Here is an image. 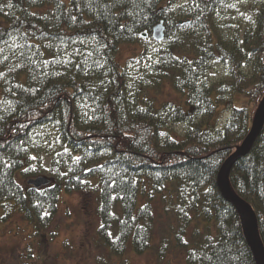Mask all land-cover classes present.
<instances>
[{"label":"trees","instance_id":"16d2710c","mask_svg":"<svg viewBox=\"0 0 264 264\" xmlns=\"http://www.w3.org/2000/svg\"><path fill=\"white\" fill-rule=\"evenodd\" d=\"M178 1L0 0L4 219L17 208L46 227L62 188L93 192L97 234L114 255L153 247L156 264L172 252L180 264H256L217 176L264 96V0L236 22L235 0ZM159 22L164 46L151 63L132 71L142 51L117 59ZM213 62L228 74L209 83ZM166 89L175 98H160ZM40 153L46 169L32 164ZM42 173L45 186L19 183ZM229 182L252 207L264 249V122Z\"/></svg>","mask_w":264,"mask_h":264},{"label":"rangeland","instance_id":"374dc122","mask_svg":"<svg viewBox=\"0 0 264 264\" xmlns=\"http://www.w3.org/2000/svg\"><path fill=\"white\" fill-rule=\"evenodd\" d=\"M261 0H235L234 17L228 18L234 22L248 16ZM179 0L178 4H183ZM4 24L0 17V25ZM164 46L162 40H155L152 35L145 36L140 44H122L117 59L123 62L126 58L138 56L132 71L141 70L155 59L156 50ZM135 62V63H136ZM134 63V64H135ZM227 67L222 63L213 62L207 72L206 81L224 80L227 77ZM162 99H173L175 96L169 89L160 95ZM235 105H247L246 100L237 95ZM229 111L222 112L219 124H223ZM174 128L180 129L176 124ZM52 137V133L44 131ZM50 158L44 153L32 156V164H38L42 169L48 167ZM38 176H45L42 173ZM35 177V176H30ZM23 189L28 187L27 178L19 177ZM50 180V178H49ZM98 197L96 193L87 191L67 192L63 188L59 192L57 210L48 226L43 227L34 217L26 219L19 209L14 210L4 219L3 209L0 207V264H156L154 248L138 254L130 247L121 256L111 253L97 234L100 225L98 215ZM169 258V259H168ZM172 259V262H171ZM181 256L172 252L160 264H180Z\"/></svg>","mask_w":264,"mask_h":264},{"label":"water","instance_id":"95a60500","mask_svg":"<svg viewBox=\"0 0 264 264\" xmlns=\"http://www.w3.org/2000/svg\"><path fill=\"white\" fill-rule=\"evenodd\" d=\"M163 29V23H157L153 27L152 37L155 40H162L164 36ZM263 122L264 96L260 101L254 114L253 124L249 134L243 140L241 146L236 148L231 153V155L224 161L217 176V184L221 194L228 202H230L236 208L240 215L244 236L251 248L256 264H264V249L258 234L257 219L252 207L245 200L235 194L229 182V173L234 161L239 157L247 154L253 140L260 132ZM48 183L49 180L45 176H37L35 178L27 179V184L35 188L45 186Z\"/></svg>","mask_w":264,"mask_h":264}]
</instances>
